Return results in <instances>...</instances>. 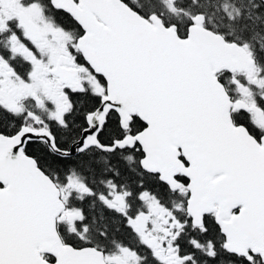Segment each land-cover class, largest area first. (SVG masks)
Wrapping results in <instances>:
<instances>
[{
    "label": "snow or ice",
    "instance_id": "1",
    "mask_svg": "<svg viewBox=\"0 0 264 264\" xmlns=\"http://www.w3.org/2000/svg\"><path fill=\"white\" fill-rule=\"evenodd\" d=\"M0 264H264V0H0Z\"/></svg>",
    "mask_w": 264,
    "mask_h": 264
}]
</instances>
